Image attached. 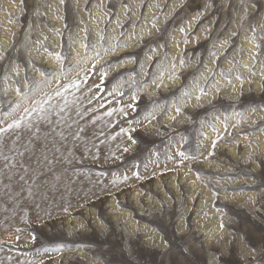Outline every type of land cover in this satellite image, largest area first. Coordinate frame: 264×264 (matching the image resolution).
<instances>
[{
  "label": "rangeland",
  "instance_id": "obj_1",
  "mask_svg": "<svg viewBox=\"0 0 264 264\" xmlns=\"http://www.w3.org/2000/svg\"><path fill=\"white\" fill-rule=\"evenodd\" d=\"M84 70L103 153L3 135L0 264H264V0H0V121Z\"/></svg>",
  "mask_w": 264,
  "mask_h": 264
},
{
  "label": "bare ground",
  "instance_id": "obj_2",
  "mask_svg": "<svg viewBox=\"0 0 264 264\" xmlns=\"http://www.w3.org/2000/svg\"><path fill=\"white\" fill-rule=\"evenodd\" d=\"M40 68L43 69L45 66L40 64ZM86 74L87 71L84 70L78 73V77L76 75V78H72L65 83H59V89L72 81H77L79 84L76 88L68 89L63 97H59L60 102L57 107L55 106L54 112L58 109L61 114L58 113L53 117L48 116L50 119L47 120H36V124L38 123L41 126V131H37L36 128L33 130L32 133L39 134V142L33 143L32 147H43L44 156L59 154L78 156L85 153L86 148L84 145L91 141L94 150L97 148L95 152L97 154L103 153L105 131L112 123L103 124L107 119L105 118L104 109H101L98 105L92 106L89 104L93 93L85 89L87 85H85L83 76ZM52 90L50 92L54 93L55 89ZM55 100L56 98L54 102ZM65 103L67 104L66 107ZM50 110L52 108L48 107V111L52 112ZM61 133H63V136H61Z\"/></svg>",
  "mask_w": 264,
  "mask_h": 264
},
{
  "label": "snow or ice",
  "instance_id": "obj_3",
  "mask_svg": "<svg viewBox=\"0 0 264 264\" xmlns=\"http://www.w3.org/2000/svg\"><path fill=\"white\" fill-rule=\"evenodd\" d=\"M78 86L79 84L77 81H72L69 84L64 85L61 89L56 90L54 93L53 92H43L40 95L39 99L35 100V102L30 104L28 107L23 108L22 112H20L19 115L13 114V116L11 117L10 123L5 124L4 121H0V124L5 125V126H0V142H2L3 135L10 130L21 129V128L31 129L33 127L32 121H33L34 115H35V118L38 120H47L48 107H46V105L51 107L50 101H52L53 97L54 96L63 97L64 93L67 92L68 89L76 88ZM66 106L67 104L65 103V107ZM177 111H179V109H177ZM109 115H111V112H109ZM121 131H125V130L122 129ZM61 136H63V133H61ZM133 142L135 143V141ZM213 147H215V145H213ZM0 157H2L3 160L6 162L5 163L6 167L10 166L8 163V161L10 160V157L5 156L2 151H0ZM44 160L48 161V157L44 156ZM48 162L51 163V161H48ZM20 179L23 180L24 177H21ZM29 194H31L30 191H29ZM184 251L187 252V249H185Z\"/></svg>",
  "mask_w": 264,
  "mask_h": 264
}]
</instances>
